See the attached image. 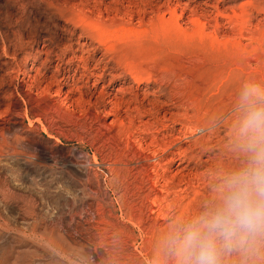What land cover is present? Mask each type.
Segmentation results:
<instances>
[{
  "label": "rangeland",
  "instance_id": "374dc122",
  "mask_svg": "<svg viewBox=\"0 0 264 264\" xmlns=\"http://www.w3.org/2000/svg\"><path fill=\"white\" fill-rule=\"evenodd\" d=\"M250 83L264 0H0V264H164L245 165Z\"/></svg>",
  "mask_w": 264,
  "mask_h": 264
},
{
  "label": "clouds",
  "instance_id": "9594fccd",
  "mask_svg": "<svg viewBox=\"0 0 264 264\" xmlns=\"http://www.w3.org/2000/svg\"><path fill=\"white\" fill-rule=\"evenodd\" d=\"M237 111L245 165L221 179L215 200L199 215L162 237L164 264H223L234 250L244 253L242 264H264V87L246 85Z\"/></svg>",
  "mask_w": 264,
  "mask_h": 264
},
{
  "label": "bare ground",
  "instance_id": "6f19581e",
  "mask_svg": "<svg viewBox=\"0 0 264 264\" xmlns=\"http://www.w3.org/2000/svg\"><path fill=\"white\" fill-rule=\"evenodd\" d=\"M97 26H98V25H97ZM95 27H96V26H95ZM90 29H91V28H90ZM90 29H89V30H90ZM93 29H95V28H93ZM93 29H92V30H93ZM87 30H88V28H87ZM240 34H241V33H240ZM242 36H243V35H242ZM180 85H181V84H180ZM134 119H135V118H134ZM124 132H125V131H124ZM129 133H130V132H129ZM129 133H128V134H129ZM129 135H130V134H129ZM126 136H127V135H126ZM145 138H146V137H145ZM153 138H154V137H153ZM128 139H129V138H128ZM155 139H156V138H155ZM3 141H4V140H3ZM143 142H144V141H143ZM147 234H148V233H147ZM152 239H153V238H152ZM151 241H152V240H151ZM151 241H150V242H151ZM153 243H154V242H153ZM142 244H143V243H142ZM151 245H152V244H151ZM155 245H156V244H155ZM158 245H159V244H158ZM143 247H144V246H143ZM154 247H155V246H154ZM155 250H156V249H155ZM151 251H152V250H151ZM149 252H150V251H149ZM152 252H153V251H152ZM159 252H160V251H159ZM153 253L155 254L156 252H153ZM155 255H156V254H155ZM150 257H151V255H150ZM153 257H154V255H153ZM153 257H152V258H153ZM158 257H159V255H158ZM163 257H164V256H162V258H163ZM162 258H161V259H162ZM161 259H159V260H161ZM164 261H165V260H164ZM150 262H151V261H150ZM160 262H161V261H160ZM152 264H153V263H152ZM154 264H155V263H154Z\"/></svg>",
  "mask_w": 264,
  "mask_h": 264
}]
</instances>
